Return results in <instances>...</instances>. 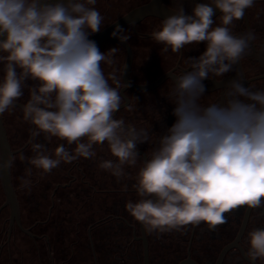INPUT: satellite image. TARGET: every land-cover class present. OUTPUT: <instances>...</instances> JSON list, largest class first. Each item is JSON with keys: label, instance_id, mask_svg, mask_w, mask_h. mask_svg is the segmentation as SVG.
<instances>
[{"label": "clouds", "instance_id": "obj_1", "mask_svg": "<svg viewBox=\"0 0 264 264\" xmlns=\"http://www.w3.org/2000/svg\"><path fill=\"white\" fill-rule=\"evenodd\" d=\"M96 4L0 0V117L19 108L30 125L25 144L0 158V172L17 159L26 163L19 187L30 191L34 170L43 179L62 163L95 159L96 149L106 147L112 158H101L98 168L118 183L134 181L138 199L128 200L125 210L157 238L202 223L215 231L227 223L226 214L264 208V88L253 89L237 70L257 36L233 32L255 0H209L196 3L190 14L181 5L152 30L161 53L205 44L200 55L188 57L187 70L166 73L174 120L155 139L153 129L116 116L122 107L131 111L121 94L129 87L127 66L105 73L119 49L102 52L90 38L104 22ZM125 33L117 24L110 35L125 43ZM230 72L236 75L227 83L219 79ZM209 80L223 90L218 100L204 103ZM25 90L28 99L20 104ZM54 138L61 143L49 149ZM145 144L152 147L141 155ZM121 190L127 192L128 184ZM246 242L249 264H264V227L248 231Z\"/></svg>", "mask_w": 264, "mask_h": 264}, {"label": "flooded vegetation", "instance_id": "obj_2", "mask_svg": "<svg viewBox=\"0 0 264 264\" xmlns=\"http://www.w3.org/2000/svg\"><path fill=\"white\" fill-rule=\"evenodd\" d=\"M150 1L152 0H97L95 7L104 16L102 30L114 24L132 9ZM160 1L175 10L182 5L189 14L196 3L209 2V0ZM219 15L220 13L216 17ZM216 17L213 19H216ZM162 19V17L157 15H148L134 25L129 24L123 27L126 30L125 34L130 37L125 43L109 37L98 44L102 52H106L113 47L119 49L114 56L115 64L113 66H103L105 73L112 71L113 68L122 70L125 65L127 66V73L125 72L123 79L129 87L123 89L121 94L126 97V102L131 106V111L122 107L120 112L116 114L117 118L123 117L127 122L147 127L150 131L153 129L154 139L163 133L164 125L170 126L174 120L171 116L172 105L167 99V93L172 86V81L168 80L166 73L172 71L180 74L181 70H187L189 68L188 57L198 56L205 50V44L200 43L199 45L186 46L180 54L172 53L171 50L167 53H161L162 45L156 44L151 39L150 33L160 24ZM216 23L219 24L218 18ZM249 30L256 34L257 39L252 44L251 53L240 62L237 70L242 73L243 78L250 87L261 89L264 88V0H255L254 6L246 10L244 19L236 21L233 28L234 34H241ZM235 75V72H230L219 79L227 83ZM162 77L164 78L160 80ZM205 83L208 93L202 98V102L207 103L218 100L223 90L222 87L217 86L211 80L205 81ZM27 99L28 93L25 90L24 97L18 103L22 104ZM11 115L10 117L9 114L5 113L3 120L11 147L13 150H17L28 139L30 125L22 122V113L19 108ZM21 135H26L24 141H20ZM40 142H44L42 137ZM59 143L61 141L54 138L50 144H47V147L54 149ZM151 147V144L140 145L139 151L141 155L145 151L150 150ZM23 151L26 156L32 155L28 147H24ZM96 151L97 157L95 159L81 158L71 164L62 163L60 167L54 169L51 174L43 179H39L35 175L36 170H34L31 188L33 191L25 189L23 190V195L25 199H30L29 205L31 208L29 209V214L40 215V218L32 219V222L27 225L23 222L21 193L19 192L21 189L14 182L13 176H23L24 170L28 165L18 159L16 160L12 168V181L19 198L22 224L30 230L31 234L23 231L15 223L9 238L10 207H4L0 214V255L7 250L8 258L12 259V244L15 243L16 229L19 228L36 245L40 254L41 264H100L94 233L100 230L101 233H105L104 229L108 228L103 226V223L114 218L123 220L126 223L125 225L130 226L132 229L133 239L125 242L123 251L126 253L129 251V243L141 242L143 256L142 259H139V255H108L107 260L113 257L114 261L110 262V264H145L143 240L138 238L142 235L141 225L140 223L132 222L125 210V204L129 197L133 200L138 199L131 187L134 181L122 180L118 183L115 177L105 171L104 174L102 173V175L98 176L97 165L99 160L112 157L106 147L103 151L99 148ZM126 171L133 175L135 174V169H126ZM125 183L128 184L127 192L121 190L122 185ZM119 192L122 193L118 198L123 200V211L118 208L115 209L113 204L112 197L114 193L117 194ZM4 201L5 194L0 206ZM6 212L9 215L3 218L2 216ZM245 212L246 210L241 208L235 210L232 214H226L227 223L218 226L219 233L213 234L210 231V234L215 237L208 235L209 230L203 223L200 226L192 227L186 254L159 255L153 260L150 256V264H180L189 257V250L191 258L198 264H215L221 250L235 240ZM98 213L102 214V216L98 217ZM82 214L86 216L82 217ZM103 214L105 215L103 216ZM74 216H77V219L73 222ZM69 223L72 225L69 229L73 228L77 238H74L71 246L66 247L65 240H60V235L55 231L58 230V232L62 231L63 233ZM82 223L84 224L83 227L87 229V240L85 239L84 241L79 238ZM259 227H264V208L251 210L249 222L239 242L244 251L247 249V232ZM198 230L205 237H196ZM55 235H58V238H55ZM117 241L119 242V240ZM195 243H197V247L194 245ZM85 245L89 247V252L87 253L85 252L87 250H85ZM210 252H213V254H209ZM257 263L261 264L260 261H257ZM222 264H249V260L244 256L240 248L234 247L228 250Z\"/></svg>", "mask_w": 264, "mask_h": 264}, {"label": "water", "instance_id": "obj_3", "mask_svg": "<svg viewBox=\"0 0 264 264\" xmlns=\"http://www.w3.org/2000/svg\"><path fill=\"white\" fill-rule=\"evenodd\" d=\"M176 10L173 8L168 7L167 5L163 4L160 0H152L146 4L140 5L131 11H129L127 14L122 16L119 20H117L114 24L109 26L108 28L100 31L99 33H96L92 35L90 38L95 40L97 44L102 42L104 39L111 37V32L113 31V28L115 25L119 24L122 27H125L129 24H136L138 21L143 19L144 17L148 15H157L162 18H164L167 15H170L174 13ZM219 14V10L216 11V16ZM214 16V17H216ZM213 17V18H214ZM127 73V70H126ZM164 77H162L160 80H162ZM17 150H13L11 147V142L9 140L8 132L5 127V123L3 120V117H0V158H6L7 155L11 152L13 154L16 153ZM0 181L1 185L5 194V201L0 206V214L4 207L9 206L10 207V229H9V238L12 232V227L16 223L23 231L31 234L30 230L23 226L21 221V213H20V203L19 198L16 192V189L13 185L12 181V169L8 172H0ZM251 210H246L244 214V218L242 221V224L240 226V229L238 231V234L235 238V240L226 245L220 252L218 259L215 264H222L224 261V258L228 252L229 249L238 247L242 250L244 254V249L240 245V240L243 237V234L246 230L247 224L249 222ZM141 225V224H140ZM142 235L138 238L143 240V246H144V260L145 264H150V250H149V240L147 237V233L143 229L141 225ZM245 256V255H244ZM180 264H198L196 261H194L191 258V253L189 250V257L182 261ZM256 264H259L256 262Z\"/></svg>", "mask_w": 264, "mask_h": 264}, {"label": "trees", "instance_id": "obj_4", "mask_svg": "<svg viewBox=\"0 0 264 264\" xmlns=\"http://www.w3.org/2000/svg\"><path fill=\"white\" fill-rule=\"evenodd\" d=\"M11 137V135H10ZM2 186V185H1ZM121 192L114 193L113 195V204L115 209H120V211H123V200L119 199L118 196H121ZM127 200H132L131 197H129ZM105 214H103L104 216ZM102 216V214H98V217ZM243 214L240 216L242 218ZM132 222H136L130 215L128 217ZM103 226H106L108 229H104L105 233H101V230L96 233H94V238L96 242V250L97 254L99 255L100 264H110V262H113V257L111 259L107 260L108 255H122V254H129V255H139V259H142L143 256V249L141 242H131L128 244L129 251L126 253L123 251V246H125V242L132 241L133 235H132V229L129 226H126L125 222L120 219H110L107 222L103 223ZM84 224L82 223V229L80 230V239L84 241L87 240V229L86 227H83ZM201 229V228H199ZM21 234L28 237L25 233H23L19 228L17 229ZM192 227L189 228L186 232L179 233V232H172V233H166L162 234L159 238H157L156 235H149V241H150V256L151 259L158 257L159 255H184L187 251V244L188 240L190 238ZM213 234L219 233V228L215 231H211ZM213 234H210V231H208V235L211 237H215ZM76 236V235H75ZM204 234L198 230L196 237H203ZM205 237V236H204ZM29 238V237H28ZM77 238V236H76ZM30 239V238H29ZM31 240V239H30ZM119 240V242L117 241ZM32 241V240H31ZM15 244V243H14ZM196 247L198 246L197 243L194 244ZM13 251L17 249L16 245L12 244ZM34 250L33 256L34 257H40V254L37 250L36 245L32 241V248ZM3 254V253H2ZM209 254H213V252H210ZM9 255V254H8ZM1 256V255H0ZM8 257V256H7ZM10 259V258H8ZM5 259L6 262H8ZM41 259V258H40ZM137 261V260H135ZM41 262V260H40ZM138 262V261H137ZM41 264V263H40Z\"/></svg>", "mask_w": 264, "mask_h": 264}, {"label": "rangeland", "instance_id": "obj_5", "mask_svg": "<svg viewBox=\"0 0 264 264\" xmlns=\"http://www.w3.org/2000/svg\"><path fill=\"white\" fill-rule=\"evenodd\" d=\"M8 114V113H7ZM10 117L12 116L11 114H9ZM16 120V119H15ZM17 121V120H16ZM26 139V135H21L20 137V141H24ZM102 173L104 174V171L100 170L98 168L97 165V175L100 176L102 175ZM14 177V182L16 183V185H20V180L18 179L20 176H13ZM31 191H33V189H31ZM19 192L21 193V205H22V216H23V222L27 225L30 222H32V219L35 218H40V215H30L29 214V209L31 208L29 205V201L30 199H25V196L23 195V190H19ZM19 193V194H20ZM113 198V197H112ZM4 200V192L3 189L0 185V204L3 202ZM98 212V209H97ZM7 213V212H6ZM3 214V218L7 217L9 214L7 213ZM99 214V213H98ZM86 215L82 214V217H85ZM77 219V216H74L73 218V222ZM71 223H69L68 225H66V229L63 231L58 232V230H56L55 232L57 234H59L60 236V240H65V246H71L72 243L74 241V238H76L75 236V232L73 230V228L69 229L71 227ZM54 232V231H53ZM55 238H58V235H55ZM41 245V243H39ZM14 245H16L17 249L12 251V259H8V252L7 250H5L3 252V254H1L0 256V264H40V257H34L33 253L34 250L31 249L32 248V241L24 236L23 234H21L17 229L15 232V244L13 243V247ZM63 245V244H62ZM88 251H87V250ZM44 250V247H43ZM85 252H89V247L88 245H85ZM44 254V253H42ZM5 259H8L6 262Z\"/></svg>", "mask_w": 264, "mask_h": 264}]
</instances>
